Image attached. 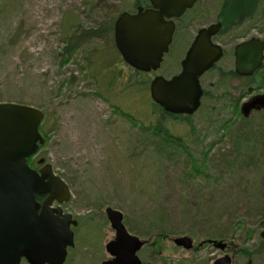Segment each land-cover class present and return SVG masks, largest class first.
Listing matches in <instances>:
<instances>
[{"label":"rangeland","instance_id":"1","mask_svg":"<svg viewBox=\"0 0 264 264\" xmlns=\"http://www.w3.org/2000/svg\"><path fill=\"white\" fill-rule=\"evenodd\" d=\"M249 1L196 0L161 68L141 76L127 69L126 91L118 95L112 88L105 99L90 66L95 63V72L97 63L110 66L104 54L109 45L103 37L82 36L134 11L133 0H0V103L44 114L47 142L38 157L69 186L63 209L79 223L65 264L109 259L105 245L114 232L106 208L123 214L129 233L155 242L154 250L146 246L138 254L146 264H212L224 254L232 264H264V114L243 119L232 101L236 83L221 77V69H232L236 44L252 36L264 40V0H252L254 21L225 27L215 39L225 57L202 79L207 95L196 114L163 118L149 95L156 75L168 79L180 71L201 27L240 12ZM66 49L74 53L67 56ZM260 78L251 94L264 93ZM159 122L181 146L149 132ZM183 236L194 247L208 239L229 246L224 252L207 245L185 251L173 244Z\"/></svg>","mask_w":264,"mask_h":264},{"label":"water","instance_id":"2","mask_svg":"<svg viewBox=\"0 0 264 264\" xmlns=\"http://www.w3.org/2000/svg\"><path fill=\"white\" fill-rule=\"evenodd\" d=\"M195 0H151L152 9L138 8L135 14L122 13L114 25V41L124 62L138 72L158 70L168 53L175 26ZM221 24L201 29L191 44L181 72L169 80L158 76L150 83V97L170 115H193L203 95L199 80L223 56L219 45L212 42ZM264 43L250 38L235 49L236 72L253 75L263 61ZM264 108V94L245 103L241 112L248 116L252 110ZM43 114L36 108L14 103H0V264H64L67 249L74 246L71 227L77 222L54 202H68L71 194L64 181L53 173L49 164L39 172L31 169L28 159L34 156L43 139L38 126ZM43 160H40V164ZM47 195L40 204L36 196ZM56 213L57 216H54ZM114 238L105 245L109 260L101 264H142L137 253L144 245L129 234L121 212L105 209ZM62 216V217H60ZM216 250L224 251L226 244L210 240ZM177 247L191 250L192 239L183 236L173 240ZM228 255L213 264H231Z\"/></svg>","mask_w":264,"mask_h":264},{"label":"flooded vegetation","instance_id":"3","mask_svg":"<svg viewBox=\"0 0 264 264\" xmlns=\"http://www.w3.org/2000/svg\"><path fill=\"white\" fill-rule=\"evenodd\" d=\"M261 1L262 0H259V4L261 3ZM249 2H250V4L247 5L248 9L246 11H244L243 8H242L241 11L238 12L239 14L238 13L231 14L230 12H226L224 19L221 18L220 20H216L215 23H210L208 25H205V26L201 27L196 32L195 36L193 37V40L191 41V43L189 44L187 49L189 50V48H190L191 44L193 43L197 33L201 29L207 28V27H209L212 24H218L219 23V24H221V28L218 31V33L211 38V40H212V42L214 44H217V45H219L222 48V51H223L222 59H223L225 57L224 47L221 46L219 43H216L215 39L218 38V37L224 36L222 34V30L225 29V27L227 29H228V27H232L231 29H234L235 27L242 26L246 21H248V22L251 21V20L254 21V19H251V14L255 11L254 10L255 9L254 8V3H253L252 0H250ZM133 4L136 6L135 10L134 11L130 10V11H128V13L134 14V13H136L138 8H142L143 10L152 9L153 8V6L151 4V0H133ZM223 4L225 5V0H224ZM195 5H196V0H195L194 6L191 9L186 10L184 12V14L180 18L173 19V22H174V25H175L174 34L177 32V29L179 27V23H180L181 19L185 15H187V13H189V11L193 10ZM242 5L246 6V3L242 2ZM229 21H231V22L229 23ZM114 23H115V20L113 22V28H114ZM103 36H105V34H103ZM103 36H100V37H103ZM111 38H112V40L110 39L108 42H107V39L104 38L105 42H107V45H109V46H107V51L106 52L104 51V54H105V59H106L107 56L110 57V66L106 67L105 69H102L100 72L99 71L95 72V68H96L95 67V63H91L90 68H92V71H91L92 75H93V79L92 80L100 82L101 84H110V85L113 84L114 90H117L118 95H120L122 93V89L126 85V79L124 78L125 71L128 69V70L131 71L132 74H135V73L138 74V72H136L135 70H133L132 68L127 66L125 64L124 60L122 59L121 55L117 51L116 46H115V41H114V30H112V32H111ZM250 38H259V37H253L252 36ZM250 38H248V39H250ZM248 39H246V40H248ZM246 40H243L241 42H244ZM260 40L264 43V40H262V39H260ZM238 44H236V45H238ZM236 45L234 46L233 51H232V69H226V68L221 69V77H222V79L226 78V79H229L232 82L236 83V88L235 89L238 90V92L236 91L238 93V96H236V94H235L234 97H232L233 98L232 101L238 102V104H237L238 105V112L240 113V115L242 116L243 119H247L251 114H255V113L264 114V108H261L259 110H252L248 116H244L242 114V112H241V108H242V106L245 103L249 102L251 99H253L256 96H260V94H258V95L251 94V91L254 89L253 85L256 82V77H258V76L261 77L260 80H263V78H264V52H263V61H262V65H261L260 69H258L253 75L242 76V75H239L236 72V60H235V53H234V49H235ZM170 46H169V48H170ZM108 47H110V49ZM111 56H113V61L111 59ZM220 61L210 71L206 72L204 74V76H202V78L200 80L202 90H203L202 79H204V77H206L209 73H211L215 69V67L218 66ZM103 62H105V60H103ZM95 73H96L97 76L95 75ZM110 78H113L112 81L110 80ZM262 87L264 88V86H262ZM241 93H243V94H241ZM244 94H247L248 98L247 97L244 98ZM263 94H261V95H263ZM206 95H207V93L203 90L202 101L206 97ZM201 105H202V103H201ZM180 118L181 119H185L186 117H182V116L181 117H176L175 120H178ZM40 127H41V125H40ZM40 127H39V132H40V134L42 133V136L44 137V133L40 131L41 130ZM40 160H42L41 157H38L37 155L34 156L33 158H31L30 159V167L32 169L38 171L43 165L46 164L45 162H42L40 164L39 163ZM46 198H47V195L37 196L36 200L40 204H42L45 201ZM52 207H53V209H57L58 208V204H54ZM60 209L62 210L63 214L67 213V212L64 211L63 205L60 206ZM73 219L76 220V218H74V217H73ZM204 245L211 246L208 243H206ZM204 245L198 244L197 247H194V245H193L191 250L201 249ZM146 246L150 247L151 249L154 250L153 246H149L148 242H146L144 244L142 249H144ZM142 249L138 252V254L142 251ZM191 250H188V251H191ZM141 262H142V264H146L143 260H141Z\"/></svg>","mask_w":264,"mask_h":264},{"label":"trees","instance_id":"4","mask_svg":"<svg viewBox=\"0 0 264 264\" xmlns=\"http://www.w3.org/2000/svg\"><path fill=\"white\" fill-rule=\"evenodd\" d=\"M248 9V6H244L243 5V10L244 11H246ZM99 10L100 9H95V13H97V12H99ZM234 14H236V13H234ZM239 14V13H238ZM113 22H114V18H111V19H109L108 20V22H105V23H103L102 24V26L101 27H98V29L96 28V30H94V31H90V32H87V33H89V34H84L85 35V37L84 36H82L83 37V39H82V41H86V40H88V38L90 37V39L91 38H93V37H100V36H103V34H105V36H103L105 39H107V42L111 39L112 40V38H111V32H112V30H113ZM87 38V39H86ZM77 43H82L81 41H78ZM65 52H67L66 53V55L67 56H69L70 54H72V53H74V51H70L69 49H66V51ZM63 62L65 63L66 61H65V59L63 60ZM67 62H68V60H67ZM63 63H61V65H62ZM97 66H99V71H101L102 69H105L106 67H108V65L106 66V64H104V63H100V64H98L97 63ZM98 71V70H97ZM136 74V73H135ZM137 75H139V76H141L140 74H137ZM112 79L113 78H110V80L112 81ZM71 84V83H70ZM126 87H127V84L125 85V87L122 89V93H124V91H126ZM112 88H113V90H114V86H113V84H100L99 85V89L101 90V92L102 91H104V94H102L103 95V97L105 98V99H107L109 96H105V94H108V95H110V92H111V90H112ZM151 105L156 109L155 111L161 116V117H163V118H166L167 117V115H166V113L159 107V106H157L156 104H154L153 102L151 103ZM116 109V108H115ZM47 116H45V118H46ZM168 118V117H167ZM176 117H174V116H172V119H175ZM189 118V117H188ZM149 128V132L151 131L152 132V134L154 135V136H159V137H162V138H164V140H165V142H168V143H173L175 146H181V145H179L180 144V142H179V139L180 138H177V137H174V136H172L171 134H169V133H165V128L163 127V123H161V122H159V124H157V126L156 127H154V126H152V127H148ZM41 130H42V132L44 133V127L42 126V128H41ZM167 132V131H166ZM45 143L44 144H46V142H47V136L45 135ZM173 141V142H172ZM42 148V147H41ZM263 235H264V233H263ZM163 236V234L162 233H157L156 234V238L157 239H160L161 237ZM263 239H264V237L262 236V241H263ZM154 244H155V242H153L152 244H151V246H154ZM246 252V251H245ZM247 253V252H246ZM247 255H249L248 253H247Z\"/></svg>","mask_w":264,"mask_h":264}]
</instances>
